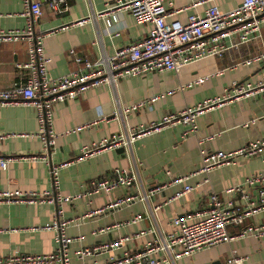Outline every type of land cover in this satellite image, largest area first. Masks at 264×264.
I'll use <instances>...</instances> for the list:
<instances>
[{
	"label": "crops",
	"instance_id": "obj_1",
	"mask_svg": "<svg viewBox=\"0 0 264 264\" xmlns=\"http://www.w3.org/2000/svg\"><path fill=\"white\" fill-rule=\"evenodd\" d=\"M117 0H67V9L56 13L42 0L43 15L36 21V28L44 35L45 52L51 56L50 76H59L77 67L70 49L74 48L84 58L110 55L116 48L135 42L144 36L149 23H136L127 10L114 12L108 5ZM241 0H163L172 12L166 20H186L192 13L203 14L212 3L229 10ZM24 0H0V28H21L27 24ZM113 15V17H112ZM112 18L107 26L106 19ZM261 35L248 42L231 45L222 55H209L185 63L176 69L147 71L135 76L120 78L116 84H100L76 98L54 104V127L59 133L52 152L55 163L77 157L85 145L99 141L113 133H125L138 124H146L164 114L180 111L203 99L220 95L233 80L257 81L264 76V58L250 64L239 63L243 58L264 51V21ZM28 58L27 42H0V87H9L23 78L27 70L18 67ZM24 72V74H23ZM206 76L202 82H193ZM184 85L183 88L180 86ZM167 92L149 107L113 116L122 105L151 94ZM105 114V119H99ZM252 117L253 123L243 125ZM90 121L93 125L64 134L68 127ZM37 108L30 102H13L0 106V155L10 157L8 167L0 168V188L34 190L42 193L53 190L50 166L43 160H30L42 150L40 136H26L23 132L38 129ZM186 125L178 122L160 131L141 135L124 150L101 148L89 156L62 167L60 190L73 194L86 188L95 177L108 174L115 167H130L136 179L130 186H117L109 192L100 191L90 198L80 197L62 203L6 202L0 201V255L13 252H49L57 245L56 233L43 228L51 221L58 207L64 209V217L71 221L67 233L75 237L71 243V264L103 263L121 255L124 250H137L155 238H161L175 229L176 216L195 218L210 205V195L218 192L230 196L224 189L241 182L247 175L264 169V154L249 157L238 156L234 162L222 164L210 170L209 181H203L206 173L196 170L202 164L201 149L231 150L258 138L264 132V93L243 96L205 109L196 117V130L184 134ZM169 171L168 173L166 171ZM194 172V173H193ZM190 174L187 178L178 176ZM185 183L195 187L177 198L171 196ZM161 189L146 197L155 185ZM255 191V188H251ZM132 195L134 199L116 208L106 209L82 218L90 210L105 206L116 197ZM138 215L136 221L130 218ZM128 222H125V221ZM246 223L264 222V210L246 218ZM121 223V224H118ZM241 225H228L231 239L214 246L202 248L191 255L162 264H224L231 250L244 256L243 264H264V235L238 236ZM106 228V229H105ZM130 236L117 249L99 252L85 259L76 256V250L86 245H96L117 237ZM155 255H159L156 253Z\"/></svg>",
	"mask_w": 264,
	"mask_h": 264
},
{
	"label": "built area",
	"instance_id": "obj_2",
	"mask_svg": "<svg viewBox=\"0 0 264 264\" xmlns=\"http://www.w3.org/2000/svg\"><path fill=\"white\" fill-rule=\"evenodd\" d=\"M214 1V0H212ZM24 14L27 24L21 28H0V42L26 41L28 58L18 63L20 69L27 70L23 78L15 81L9 87H0V106L25 101L33 103L37 108L39 126L32 132H23L26 136H40L42 150L38 155L29 156L30 160H43L50 166L53 190L38 193L34 190L1 189L0 201L6 202H50L62 203L80 197L90 198L100 191L109 192L117 186H130L136 179V174L129 167H115L108 174L92 178L86 188L73 194H63L60 190V170L83 157L98 152L101 148H128L132 142L141 135L160 131L168 125L181 122L186 125L184 134L196 130V117L205 109L239 99L243 96H252L264 93V76L257 81L233 80L220 95L210 96L194 105L164 114L157 120L146 124H138L127 132L113 133L85 145L79 156L59 163L52 160V152L56 145L58 132L54 127V104L69 98L82 95L89 88L100 84L114 85L125 76H135L147 71H162L176 69L181 65L198 60L209 55H222L227 49L226 39L231 45L248 42L261 35V23L264 21V0H241L238 5L222 10L217 3L210 4L203 14H189L186 20L179 18L166 20L172 12L163 0H117L115 4L108 5L107 9L114 12L127 10L131 13L136 23H149L146 34L128 45L116 48L110 55H101L98 58H82L74 48L70 49L77 67L66 74L50 76L49 56L44 49V35L36 28V21L43 15L42 0H24ZM49 7L56 13L67 9V0H48ZM113 17V15H112ZM107 26L112 24V18L106 19ZM264 58V51L243 58L239 63L250 64L254 60ZM206 76L197 77L193 82H202ZM181 88L184 85L180 86ZM170 89L164 92L151 94L134 102L124 104L113 116L127 114L132 110L149 107L152 102L165 96ZM107 116L101 114L99 119ZM252 117L244 122L249 125L255 121ZM96 121H90L75 127L66 128L63 133L68 134L84 127L91 126ZM6 133H0L3 138ZM264 154V132L256 139L250 140L231 150H204L201 149L202 164L196 170L206 173L203 181H209L208 174L214 167L234 162L238 156L249 157ZM10 157L0 155V168L6 169ZM169 172L168 170L166 171ZM194 173V172H193ZM190 174L178 176V179L187 178ZM158 184L141 197H146L161 189ZM195 185L185 183L171 198H177L183 193L192 190ZM251 188H255L252 191ZM230 196L223 197L220 193L212 192L210 205L201 210L199 216L187 218L176 216L173 219L175 229L161 238L147 241L143 247L124 252L116 257L97 264H162L170 263L175 259L191 255L206 247L214 246L231 239L228 225H241L236 235H264V222L246 223V218L264 210V169L247 175L241 182H237L224 189ZM134 199L132 195L116 197L105 206L90 210L82 215L85 218L106 209L116 208L127 204ZM64 217V209L58 207L53 219L43 225V228L52 229L56 233L57 245L49 252L29 253L16 251L9 255H0V264H71V243L75 237L67 233L71 221ZM138 215L130 218L136 221ZM125 222H128L127 220ZM121 224V223H118ZM106 229V228H105ZM130 236L124 235L113 240L96 245L82 246L76 250V256L81 259L93 254L114 250L124 244ZM159 253V255H155ZM244 256L231 250L230 257L224 264H243ZM88 264V263H84Z\"/></svg>",
	"mask_w": 264,
	"mask_h": 264
},
{
	"label": "water",
	"instance_id": "obj_3",
	"mask_svg": "<svg viewBox=\"0 0 264 264\" xmlns=\"http://www.w3.org/2000/svg\"><path fill=\"white\" fill-rule=\"evenodd\" d=\"M120 150H124L125 148L123 146L118 147Z\"/></svg>",
	"mask_w": 264,
	"mask_h": 264
}]
</instances>
